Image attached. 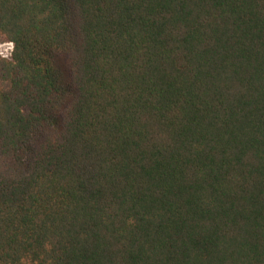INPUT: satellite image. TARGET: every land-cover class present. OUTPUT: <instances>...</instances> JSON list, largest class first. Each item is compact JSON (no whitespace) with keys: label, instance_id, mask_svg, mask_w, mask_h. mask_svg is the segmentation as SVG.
Masks as SVG:
<instances>
[{"label":"trees","instance_id":"1","mask_svg":"<svg viewBox=\"0 0 264 264\" xmlns=\"http://www.w3.org/2000/svg\"><path fill=\"white\" fill-rule=\"evenodd\" d=\"M0 264H264V0H0Z\"/></svg>","mask_w":264,"mask_h":264},{"label":"rangeland","instance_id":"2","mask_svg":"<svg viewBox=\"0 0 264 264\" xmlns=\"http://www.w3.org/2000/svg\"><path fill=\"white\" fill-rule=\"evenodd\" d=\"M12 51V44L5 42L3 38L0 36V55L9 57Z\"/></svg>","mask_w":264,"mask_h":264},{"label":"built area","instance_id":"3","mask_svg":"<svg viewBox=\"0 0 264 264\" xmlns=\"http://www.w3.org/2000/svg\"><path fill=\"white\" fill-rule=\"evenodd\" d=\"M2 56V55H1ZM2 57H5V56H2Z\"/></svg>","mask_w":264,"mask_h":264}]
</instances>
